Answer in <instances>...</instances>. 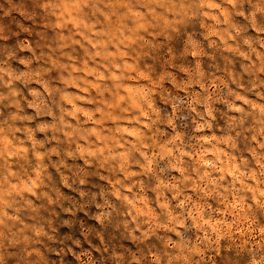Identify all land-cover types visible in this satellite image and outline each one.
<instances>
[{"label": "clouds", "instance_id": "clouds-1", "mask_svg": "<svg viewBox=\"0 0 264 264\" xmlns=\"http://www.w3.org/2000/svg\"><path fill=\"white\" fill-rule=\"evenodd\" d=\"M0 264H264V0H0Z\"/></svg>", "mask_w": 264, "mask_h": 264}]
</instances>
